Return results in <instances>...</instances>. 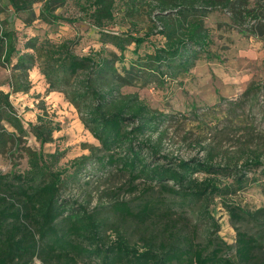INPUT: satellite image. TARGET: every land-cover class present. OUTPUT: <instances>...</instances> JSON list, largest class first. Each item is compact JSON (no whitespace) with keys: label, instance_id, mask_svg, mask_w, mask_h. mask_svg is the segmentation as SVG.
I'll use <instances>...</instances> for the list:
<instances>
[{"label":"trees","instance_id":"obj_1","mask_svg":"<svg viewBox=\"0 0 264 264\" xmlns=\"http://www.w3.org/2000/svg\"><path fill=\"white\" fill-rule=\"evenodd\" d=\"M77 1L98 30L104 47L86 55L75 51V41L71 39L56 42L49 37L31 36L20 48L9 19H0V64L12 68L9 84L13 92H28L32 87L30 71L38 67L48 90L64 94L99 142L78 161L76 174L64 177V170L52 167L59 163L62 153L45 154L43 150L22 146L29 134L42 147L51 142L59 122L50 117L45 107H40L43 112L37 115V122L26 127L10 92L0 89V154L20 152L28 161L25 170L0 169V264H32L35 259L75 264L80 257L95 258L97 264H238L223 253L230 246L218 236L209 237L206 244L175 231L158 244L148 239L137 246L121 234L111 243L104 241V233L112 227L110 217L147 223L160 212H171L175 207L198 203L204 208L212 197L221 199L236 228L239 264H264V207L251 211L228 200L248 185L252 168L264 165V152L259 144H247L219 158L221 152L212 141L221 122L216 114L222 111L224 119L233 115L244 118L245 108L249 106L250 111L259 96H264V82H252L239 98L228 101L230 107L224 106L226 98L221 97L206 107L207 112L198 107L187 113L162 111L139 93L123 90L125 86L152 83L163 86L190 73L198 60L212 57V31L204 20L210 12L221 7L235 9L233 19L237 24L250 15L258 28L264 25V0H255L252 9L247 6L248 0H151L154 7L148 14L149 25L140 34L113 32L106 26L115 17L117 1L123 2L124 11L133 15L148 0ZM64 2L9 0L15 12L27 13L26 24L37 18L47 23L79 21L56 12ZM35 3H41L38 15ZM5 7L0 2V12ZM157 34L162 36V44L149 40ZM145 43L150 48L142 53ZM107 44L119 53L107 52ZM132 45L135 58L120 69L117 62L125 61L126 50ZM196 121L197 130L184 129L188 122ZM180 130L185 132L183 141L190 134L199 135L195 141L202 155L199 151L197 155L182 156L173 149ZM241 130L248 136L252 126L245 124ZM86 160L102 172L115 169L126 175L132 189L141 190L144 199L136 206L115 200L89 211L63 198V187L69 179L77 178ZM167 217L171 218L168 213ZM245 221L257 225L256 235L241 228L240 223Z\"/></svg>","mask_w":264,"mask_h":264},{"label":"rangeland","instance_id":"obj_2","mask_svg":"<svg viewBox=\"0 0 264 264\" xmlns=\"http://www.w3.org/2000/svg\"><path fill=\"white\" fill-rule=\"evenodd\" d=\"M0 2L6 6L4 11L0 12V19L5 17L9 19L10 27L19 37L20 48L23 47L26 37L31 36L49 37L56 42L66 39L74 40L75 51L81 55L104 48L98 30L80 9L77 0H65L56 10L60 16L78 19L79 21L75 23L63 21L47 23L37 18L30 24H26L24 22L28 17L26 12H15L9 0H0ZM248 2L247 6L254 8L255 0H248ZM40 6L41 3L34 4L36 15L39 14ZM124 6L123 2L117 1L115 17L106 28L118 33H144L149 25L148 14L154 7V3H151V0L143 1L133 15L124 11ZM235 11V9L221 7L214 9L204 18L205 24L212 31L211 58H201L190 73L180 75L177 80L169 81L163 86L155 83L125 86L124 92H137L152 107L166 112L187 113L194 107L205 109L204 111L207 112L206 107L215 104L221 97L226 98V101H223L224 106L230 107L228 103L239 98L252 82L263 83L264 28L261 27L264 25L256 28L254 24L257 21H254L250 15H246L247 18L241 20L242 24H237L233 19ZM149 40L162 44L163 38L157 34L152 35ZM133 47L132 45L126 50L124 62H117L120 69L124 64L129 65L130 60L135 58L132 52ZM149 48V43H145L141 52L144 53ZM105 50L119 53L111 44H107ZM11 77V66L0 64V89L10 92L11 101L26 127H29V123L37 122V115L43 112L40 107H45L50 117L60 124L59 130L53 133V140L43 147L32 134L23 139L22 146H30L37 151L43 150L45 154L62 153L59 163L52 166L53 169L64 170V177L76 174L78 161L82 159V156L90 154L92 146L99 145L98 140L85 128L77 109L64 94L48 90L45 77L38 67L30 71L32 87L28 92H13L9 84ZM248 108L249 106L245 108L244 118L233 115L230 119L228 117L224 119V112L220 111L221 113L216 114L221 122H218L216 126L218 132L212 141L217 144L221 152L219 158L232 154L237 146L247 144L250 146L259 144L264 152V96H259L257 105L251 107L250 111ZM209 118L213 116L209 115ZM197 124V121L188 122L184 129L197 130ZM245 124L252 126V133L248 136L242 134L241 128ZM176 135L178 144L176 143L177 147H173L176 152L178 151L182 156L197 155L199 151L201 155L203 154L195 141L199 135L190 134L187 141L182 140L185 136L182 130ZM27 167V157L23 153L0 154V169L4 172L25 170ZM80 169L77 178L74 181L69 179L62 192L63 198L75 202L77 206H84L92 211L98 206L110 204L115 200L127 201L136 206L144 199L141 197V190H133L128 177L115 169L102 172L97 170L96 165L89 160H86ZM248 176L250 178L248 185L231 195L228 200L254 211L264 207V165L252 168ZM156 196L159 194L156 193ZM174 200L177 203L180 202L179 199ZM166 213L170 215V219L166 218ZM166 213L160 212L147 223H142L135 218L110 217L109 223L112 227L104 233V241L111 243L117 239L118 234H121L131 244L137 246H142L148 239L158 244L160 241L164 242V239H169L170 232L175 231L181 234L180 236L193 238L194 242L206 244L209 237L218 236L230 246V248L225 247L223 253L239 264L235 251L237 231L219 197L210 198L204 208L194 203L191 207H175L171 212ZM211 216L214 219H211ZM240 225L242 229L253 235L258 233L257 225L252 221H245ZM97 262L95 258L80 257L75 264H97ZM53 263L35 259L32 264Z\"/></svg>","mask_w":264,"mask_h":264}]
</instances>
